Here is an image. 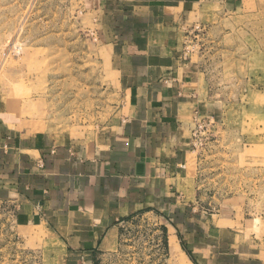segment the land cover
I'll use <instances>...</instances> for the list:
<instances>
[{"label": "crops", "instance_id": "obj_1", "mask_svg": "<svg viewBox=\"0 0 264 264\" xmlns=\"http://www.w3.org/2000/svg\"><path fill=\"white\" fill-rule=\"evenodd\" d=\"M219 2H103L96 26L102 81L119 100L104 124L66 127L33 114L20 121L0 96V205L15 211L13 224L28 243L51 248L49 257L66 264H93L118 252L120 229L133 215L193 222L192 134L212 107L205 76L181 40ZM170 253L181 264H264L259 246L203 256L204 263L173 237Z\"/></svg>", "mask_w": 264, "mask_h": 264}, {"label": "rangeland", "instance_id": "obj_2", "mask_svg": "<svg viewBox=\"0 0 264 264\" xmlns=\"http://www.w3.org/2000/svg\"><path fill=\"white\" fill-rule=\"evenodd\" d=\"M104 1L0 0V96L20 121L33 114L92 129L115 115L119 100L102 81L97 49ZM181 41L212 107L192 136L194 220L186 227L156 211L126 218L118 252L93 264H181L170 253L173 237L204 263L264 248V0L212 4ZM15 218L0 205V264H66L28 243ZM213 225L223 231L204 228Z\"/></svg>", "mask_w": 264, "mask_h": 264}, {"label": "built area", "instance_id": "obj_3", "mask_svg": "<svg viewBox=\"0 0 264 264\" xmlns=\"http://www.w3.org/2000/svg\"><path fill=\"white\" fill-rule=\"evenodd\" d=\"M199 129H202V127H201V126H199V127L196 129V132H198V131H199ZM196 132L194 131V134L192 135L193 137H195V134H196Z\"/></svg>", "mask_w": 264, "mask_h": 264}, {"label": "water", "instance_id": "obj_4", "mask_svg": "<svg viewBox=\"0 0 264 264\" xmlns=\"http://www.w3.org/2000/svg\"><path fill=\"white\" fill-rule=\"evenodd\" d=\"M36 221V220H35Z\"/></svg>", "mask_w": 264, "mask_h": 264}]
</instances>
